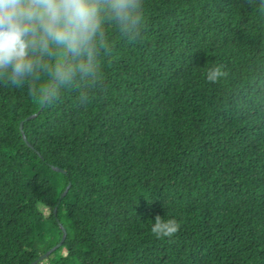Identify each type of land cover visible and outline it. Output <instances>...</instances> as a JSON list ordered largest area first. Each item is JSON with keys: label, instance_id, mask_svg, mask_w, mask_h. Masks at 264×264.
<instances>
[{"label": "trees", "instance_id": "16d2710c", "mask_svg": "<svg viewBox=\"0 0 264 264\" xmlns=\"http://www.w3.org/2000/svg\"><path fill=\"white\" fill-rule=\"evenodd\" d=\"M140 5L136 35L102 21L88 72L53 47L0 75V264L60 224L36 264H264V3Z\"/></svg>", "mask_w": 264, "mask_h": 264}, {"label": "clouds", "instance_id": "9594fccd", "mask_svg": "<svg viewBox=\"0 0 264 264\" xmlns=\"http://www.w3.org/2000/svg\"><path fill=\"white\" fill-rule=\"evenodd\" d=\"M140 11V0H0V75H6L11 85L22 83L35 70V53L50 55L53 47L85 57L89 63L78 67L88 72L102 21L110 19L136 35ZM257 11L264 15V7ZM54 71V80L63 83L72 69L57 67ZM205 75L216 82L224 73L216 66L209 67ZM153 220L151 230L157 236L171 235L178 228L175 220L162 215Z\"/></svg>", "mask_w": 264, "mask_h": 264}, {"label": "water", "instance_id": "95a60500", "mask_svg": "<svg viewBox=\"0 0 264 264\" xmlns=\"http://www.w3.org/2000/svg\"><path fill=\"white\" fill-rule=\"evenodd\" d=\"M37 114H34V115H31L30 117H28L27 119H30V118H32V117H34V116H36ZM21 129H22V125H21ZM25 138V137H24ZM68 188H69V186L67 187V189L65 190V192L62 194V196H64L65 195V193L67 192V190H68ZM55 212H56V209H55ZM60 227L62 228V233H63V237H62V239H61V241L58 243V244H56L54 247H52L51 249H49L47 252H45L44 254H42L39 258H38V260H36L33 264H36L38 261H41V260H43L44 258H46L47 256H49V254L51 253V252H53L57 247H59L61 244H62V242L65 240V238H66V231H65V229H64V227L62 226V224H60Z\"/></svg>", "mask_w": 264, "mask_h": 264}, {"label": "rangeland", "instance_id": "374dc122", "mask_svg": "<svg viewBox=\"0 0 264 264\" xmlns=\"http://www.w3.org/2000/svg\"><path fill=\"white\" fill-rule=\"evenodd\" d=\"M44 211L47 213V209H45ZM40 264H43V263H40Z\"/></svg>", "mask_w": 264, "mask_h": 264}]
</instances>
